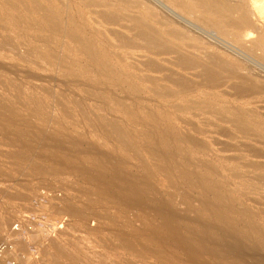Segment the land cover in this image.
Returning <instances> with one entry per match:
<instances>
[{"label":"rangeland","instance_id":"obj_1","mask_svg":"<svg viewBox=\"0 0 264 264\" xmlns=\"http://www.w3.org/2000/svg\"><path fill=\"white\" fill-rule=\"evenodd\" d=\"M33 1L0 0V264H264V91L201 75L220 55L264 81L257 33L149 52L133 8L56 1L80 39L38 33ZM244 1L264 31V0Z\"/></svg>","mask_w":264,"mask_h":264},{"label":"bare ground","instance_id":"obj_2","mask_svg":"<svg viewBox=\"0 0 264 264\" xmlns=\"http://www.w3.org/2000/svg\"><path fill=\"white\" fill-rule=\"evenodd\" d=\"M56 1L58 0H34L33 9H32V20L36 25V30L38 33L43 35H55V34H66L71 37H86L87 35L94 33L95 31H90L78 24L80 18L77 15L70 14L66 9L62 10L59 6L56 5ZM62 1V0H61ZM60 1V2H61ZM70 1V0H69ZM84 1V0H83ZM90 1V0H89ZM110 1V0H109ZM117 1L124 7L133 8L134 11L137 12L138 16L132 17V31H135L130 37L134 35L139 38L147 45V50L157 49L159 46L162 47L164 44H167V40L172 42V45L166 48H160L161 53L165 52L166 54L173 50L174 47L179 45L178 42L183 41L186 47L195 46L194 43L190 42L193 41V37L200 35H211L214 36L213 33L219 36H227L231 40L237 39L239 41L243 40L245 36L249 35L250 32H256L257 37L253 41H251L250 45L245 47L247 51L251 54H256V52H261V59L264 60V31L257 30L258 25L255 24L254 17L251 15L252 11H250L247 7L248 4L245 3L244 0H111ZM153 1L152 3H158L161 7L157 8L160 10L161 8L167 11L169 14H166L164 10H160V14L156 15L158 12L152 11L150 9L149 2ZM32 2V0H31ZM59 2V3H60ZM77 2V1H76ZM82 1H80L81 3ZM98 2V1H97ZM102 2V1H101ZM22 3V2H21ZM65 3V2H64ZM84 3V2H82ZM91 7L92 5L96 6L101 4H96L93 0L90 1ZM103 3V2H102ZM106 3V2H105ZM109 3V2H108ZM27 4V3H26ZM81 5V4H79ZM89 5L88 2L86 4ZM111 5V4H110ZM155 5V4H154ZM28 6V5H27ZM66 6V5H65ZM83 6V5H82ZM86 6V7H87ZM93 6V7H94ZM172 7V9L169 8ZM19 7V6H18ZM29 7V6H28ZM119 7V6H118ZM158 7V6H157ZM25 8V7H24ZM27 8V7H26ZM68 8V7H67ZM74 8V7H73ZM174 8V9H173ZM118 9V8H117ZM28 11V9H26ZM121 10V9H120ZM129 10V9H128ZM31 11V10H30ZM93 12L94 10L91 9ZM106 11V10H105ZM104 11V12H105ZM73 12V11H71ZM98 12V10H97ZM95 11V13H97ZM180 12L182 15H180ZM103 13V12H101ZM101 15V14H100ZM99 15V16H100ZM103 15V14H102ZM101 15V16H102ZM106 14L104 13V16ZM29 16V15H28ZM27 16V17H28ZM98 16V14H97ZM100 16V17H101ZM110 16V15H109ZM121 16V15H118ZM131 16V15H130ZM119 18V17H118ZM116 16L109 17L110 22L117 23ZM108 19V17L106 18ZM82 20V19H81ZM105 20V19H104ZM109 20H107L109 22ZM121 20V17L119 21ZM128 20V19H127ZM106 21V22H107ZM32 22V23H33ZM107 22V23H108ZM31 23V24H32ZM94 24V23H93ZM119 25V23H117ZM122 24V23H121ZM83 25V24H82ZM115 25V24H114ZM124 25V24H123ZM257 26V27H256ZM104 27V26H102ZM130 27V28H131ZM128 28V26L126 27ZM94 29V28H93ZM117 30V29H116ZM115 30V32H116ZM101 31V30H100ZM201 31V32H197ZM118 32V31H117ZM104 33V32H103ZM114 33V32H113ZM119 33V32H118ZM121 33V32H120ZM202 33V34H201ZM102 34V33H101ZM117 34V33H116ZM127 35V34H124ZM60 36V35H59ZM123 36V34H122ZM121 36V40H122ZM128 36V35H127ZM133 37V40L135 39ZM119 37V36H118ZM126 37V36H125ZM51 38V37H50ZM95 38V37H94ZM71 39V38H70ZM79 39V38H78ZM127 39V37H126ZM131 44H132V38ZM76 40L77 39H74ZM136 40V39H135ZM134 40V41H135ZM81 41V40H79ZM83 41V40H82ZM130 41V40H129ZM195 41V40H194ZM97 42V41H96ZM126 42V41H125ZM166 42V43H165ZM197 42H200L199 40ZM83 43V42H82ZM130 43V42H129ZM137 43V42H135ZM144 43L142 45H144ZM127 44V43H126ZM139 44V43H138ZM169 44V43H168ZM84 47L89 50L91 53H95V49L91 42H84ZM197 45V44H196ZM244 45V44H242ZM246 45V44H245ZM244 45V46H245ZM145 46V45H144ZM143 46V47H144ZM82 47V46H81ZM160 49L158 50L160 52ZM180 50V49H178ZM177 50V51H178ZM86 51V50H85ZM108 51V50H107ZM98 52V51H97ZM151 52V50L149 51ZM157 52V50H156ZM155 52V54H156ZM157 52V53H159ZM84 53V52H83ZM154 52L152 51V54ZM215 54V52H213ZM85 54V53H84ZM89 54V53H87ZM217 54V53H216ZM227 54V53H226ZM209 55V54H208ZM220 56V55H218ZM216 56H209L208 57V65L202 68L201 75L205 80L212 79L214 81L220 80V74L214 70V67L221 68L222 70H227L228 77L232 79H236L237 82L234 85L235 90L240 96L245 97V94H250L256 90L264 91V81H259L255 76V73L251 72L248 75H244L241 71L245 68H248L243 64L238 66V68L232 66L228 61L225 63V60ZM232 56V55H231ZM222 57V56H220ZM93 58V57H92ZM90 58V60L92 59ZM224 58V57H223ZM230 59V58H229ZM93 60V59H92ZM260 60V59H258ZM84 61V60H83ZM95 61V59H94ZM82 62V61H81ZM177 62L178 64L185 65L189 67V65H195V61L191 59L185 52L184 49L178 52L177 54ZM234 64V63H233ZM236 64V63H235ZM262 64V63H260ZM101 65V64H100ZM263 65V64H262ZM92 66V65H91ZM89 67V66H88ZM96 69V68H95ZM249 71L251 69L249 68ZM255 71V70H254ZM99 72V71H98ZM121 72V71H120ZM262 72V71H261ZM260 74V73H259ZM263 75V73H261ZM176 77V76H174ZM138 78V77H137ZM263 78V77H262ZM124 79V78H123ZM178 79V78H177ZM119 81V80H118ZM179 81V80H178ZM176 80V82H178ZM180 82V81H179ZM181 82L184 85H187V81L181 79ZM261 92V91H260ZM257 92L254 94L256 95ZM260 94V93H258ZM248 96V95H247ZM254 96V95H253ZM105 97V96H104ZM242 98V97H241ZM264 100V99H263ZM62 101V100H61ZM74 102V101H73ZM63 103V102H61ZM60 103V105H61ZM36 104V103H35ZM77 104V103H76ZM64 105V104H63ZM121 105V104H120ZM110 106V105H109ZM126 106V105H125ZM108 107V106H107ZM33 110V109H32ZM121 110V109H120ZM256 110V109H255ZM37 111V110H36ZM68 111V110H67ZM82 111V110H81ZM125 111V110H124ZM241 111V110H240ZM250 111V109H249ZM4 112V111H3ZM227 112V111H226ZM243 112V111H242ZM252 112V111H251ZM250 113V112H249ZM248 113V114H249ZM260 113V112H259ZM79 114V113H78ZM85 114V113H84ZM242 114V113H241ZM246 114V113H245ZM257 114V113H256ZM263 114V113H262ZM38 115V114H37ZM72 116V115H70ZM242 116V115H241ZM247 116V115H244ZM255 116V115H253ZM240 117V116H239ZM118 118V117H117ZM243 118V117H242ZM256 118V117H255ZM237 119V118H236ZM235 119V120H236ZM123 120V119H122ZM134 121V120H133ZM246 121V120H245ZM251 121V120H250ZM254 121V120H253ZM119 122V121H118ZM127 122V121H126ZM238 122V121H237ZM255 122V121H254ZM241 124V123H239ZM262 124V123H261ZM1 125V124H0ZM112 125V124H111ZM252 125V124H251ZM2 126V125H1ZM247 126V125H246ZM245 126V127H246ZM3 127V126H2ZM31 127V126H30ZM260 129H264V125H258ZM5 128V127H4ZM250 128V127H249ZM252 128V127H251ZM247 129V128H246ZM15 130V129H14ZM30 130V129H29ZM28 130V131H29ZM20 131V130H19ZM109 131V130H108ZM122 131V130H121ZM128 132V131H127ZM11 133V132H10ZM121 133V132H120ZM9 134V133H8ZM22 134V132H21ZM123 134V133H122ZM125 134V133H124ZM17 135V134H16ZM113 136V134H112ZM129 136V134H128ZM131 137V136H130ZM133 137V136H132ZM135 137V136H134ZM133 137V138H134ZM114 138V137H113ZM121 138V136H120ZM127 138V137H126ZM123 139V137L121 138ZM120 139V140H121ZM123 141V140H122ZM126 141L128 140H124ZM79 142V141H78ZM129 142V141H128ZM118 143V142H117ZM129 144V143H127ZM74 145V144H73ZM130 146V145H129ZM132 146H134L132 144ZM128 147V146H127ZM126 148V147H125ZM29 149V148H28ZM89 149V148H88ZM153 149V148H152ZM69 150V149H67ZM149 150V149H148ZM131 151V150H130ZM136 151V150H135ZM134 151V152H135ZM162 151V150H161ZM77 152V151H76ZM70 153V151H69ZM25 154V153H24ZM99 154V152L97 153ZM134 154V153H133ZM136 154V153H135ZM86 155V154H85ZM156 155V154H155ZM68 156V155H67ZM75 156V155H74ZM119 156V155H118ZM15 157V156H14ZM49 158V157H48ZM167 158V157H166ZM24 159V158H23ZM68 159V158H67ZM73 159V158H72ZM144 159V158H143ZM69 160V159H68ZM78 160V159H77ZM156 160V159H155ZM53 161V160H52ZM101 161V160H100ZM119 161V160H118ZM117 161V162H118ZM122 161V160H120ZM165 161V160H163ZM121 163V162H120ZM144 163V161L142 162ZM65 166V165H63ZM38 167V166H37ZM139 167V166H138ZM68 168V167H67ZM140 168V167H139ZM142 170V169H141ZM147 170V169H146ZM144 172V171H143ZM147 174V173H146ZM150 174V173H148ZM147 174V175H148ZM153 174V173H152ZM154 176V175H153ZM170 180V179H169ZM211 181V180H210ZM173 183V182H170ZM208 183V181H207ZM207 185V184H206ZM212 185V184H211ZM212 187V186H211ZM218 187V186H217ZM98 188V187H97ZM221 188V187H219ZM102 189V188H101ZM77 190V189H75ZM209 190V189H208ZM216 190V189H215ZM221 191V190H220ZM140 191H138L139 193ZM137 193V194H138ZM141 193V192H140ZM140 195H137V198ZM142 197V196H141ZM77 198V197H76ZM139 199V198H138ZM222 199V198H221ZM69 202V201H68ZM223 202V201H222ZM82 203V202H81ZM68 204V203H67ZM75 204V203H74ZM85 206V205H84ZM219 207V206H218ZM226 207V206H225ZM77 208V207H76ZM216 208V207H215ZM83 209V208H82ZM106 209V208H105ZM218 209V208H216ZM225 209V208H224ZM223 209V210H224ZM220 210V209H219ZM72 211V209H71ZM222 212V210H221ZM224 213V212H223ZM212 214V212H211ZM222 214V213H221ZM103 217V216H102ZM218 217V215H217ZM108 218V217H107ZM115 218V217H114ZM213 218V217H212ZM216 218V217H215ZM115 220V219H113ZM109 221V220H108ZM210 220V224H211ZM119 223V222H117ZM208 224V223H207ZM106 225V224H105ZM123 225V224H122ZM213 225V224H212ZM215 225V224H214ZM210 226V225H209ZM208 226V227H209ZM214 227V226H213ZM211 226V228H213ZM210 228V229H211ZM216 228V227H215ZM214 228V229H215ZM124 230V229H123ZM216 230V229H215ZM124 233V232H123ZM213 233V232H212ZM214 234V233H213ZM140 237V236H139ZM142 237V236H141ZM132 243V242H131ZM141 244V243H140ZM142 245V244H141ZM144 247V246H143ZM136 248V247H135ZM144 250V249H143ZM165 251V250H164ZM168 251V250H167ZM150 252V250H149ZM169 252V251H168ZM151 253V252H150ZM158 254V253H156ZM160 255V254H159ZM175 255V254H174ZM175 257V256H174ZM165 258V256H164ZM170 261V260H169ZM115 264V263H114ZM118 264V263H117ZM176 264V263H175Z\"/></svg>","mask_w":264,"mask_h":264},{"label":"built area","instance_id":"obj_3","mask_svg":"<svg viewBox=\"0 0 264 264\" xmlns=\"http://www.w3.org/2000/svg\"><path fill=\"white\" fill-rule=\"evenodd\" d=\"M0 253H1V245H0Z\"/></svg>","mask_w":264,"mask_h":264}]
</instances>
